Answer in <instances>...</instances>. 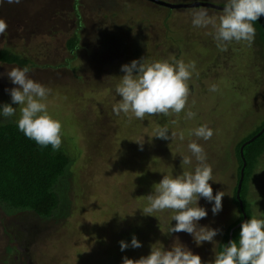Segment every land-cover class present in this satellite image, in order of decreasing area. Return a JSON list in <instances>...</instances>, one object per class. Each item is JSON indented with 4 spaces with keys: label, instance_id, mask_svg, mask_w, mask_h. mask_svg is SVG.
Segmentation results:
<instances>
[{
    "label": "rangeland",
    "instance_id": "1",
    "mask_svg": "<svg viewBox=\"0 0 264 264\" xmlns=\"http://www.w3.org/2000/svg\"><path fill=\"white\" fill-rule=\"evenodd\" d=\"M160 1L224 6V0ZM200 7L168 8L149 0L0 3V18L8 24L0 35V49L26 59L30 77L50 89L44 102L61 122L59 149L69 159L55 185L61 202L52 217L0 208V264H122L125 256L148 255L154 243L166 249L181 243L199 254L204 264H212L225 227L237 217L231 202L234 145L264 120V70L256 35L250 44L232 41L227 51H220L211 25L192 24V10ZM204 8L213 18L222 12ZM73 33L76 45L71 51L66 42ZM173 56L196 66L184 111L143 120H129L113 111L120 100L115 85L123 75V64ZM10 67L19 66L0 63V73H5L0 75V105L12 103L6 91L15 87L6 75ZM213 85L216 91H210ZM189 110L195 113L192 119L186 118ZM17 117L18 113L0 115V124L17 123ZM203 124L213 131L207 141L191 134ZM161 127L169 129V137L173 132L176 137H154ZM138 139H144L142 149L134 141ZM190 140L203 147L212 167L213 194L225 193L217 214L212 212L214 201L198 200L208 213L198 226L218 230L212 242L200 245L186 232L166 234L176 223L170 212H142L153 185L165 174L182 172V156H191ZM247 197L251 214L264 218V153L249 181ZM133 235L140 248L131 247ZM121 240L129 244L123 251Z\"/></svg>",
    "mask_w": 264,
    "mask_h": 264
},
{
    "label": "clouds",
    "instance_id": "2",
    "mask_svg": "<svg viewBox=\"0 0 264 264\" xmlns=\"http://www.w3.org/2000/svg\"><path fill=\"white\" fill-rule=\"evenodd\" d=\"M4 0H0V3ZM9 4H19L21 0H6ZM264 15V0H224V7L218 17L209 15L204 7L192 10L194 27L214 29L213 39L220 51H227L232 41L251 43L256 29L254 22ZM8 28L7 22L0 18V35ZM195 62L185 63L183 59L174 56L169 59L146 62L144 58L133 59L123 64V75L115 85V92L120 97L113 105V111L143 120L146 116L179 115L187 106L190 89L188 81ZM29 68L10 67L6 75L15 85L6 89L12 103L0 105V115L3 117L17 116V125L25 136L36 141L41 146L51 145L53 150H59L62 144L61 122L53 118L44 102L50 89L34 80L29 75ZM5 73H0L4 75ZM213 85L210 91H216ZM13 105H17L14 107ZM195 113L187 111L186 118H194ZM192 135L198 139L209 140L212 129L203 124L192 130ZM154 137L168 140L176 137L169 129L161 127L155 130ZM152 136V137H153ZM179 139L183 140L181 133ZM142 149L144 139L134 140ZM188 149L191 156L183 155L181 160L182 172L178 175L165 174L153 185L152 193L147 195V206L143 214L153 215L157 212H170L175 225L168 228L166 234L186 232L191 234L197 245L212 242L218 230L208 226H198V221L207 217L204 207L198 205L200 197L213 202L212 212L217 214L222 210L223 191L213 194L209 181L212 180V167L206 162V154L197 140H190ZM193 158L195 163L193 164ZM183 166H191L184 168ZM155 216V215H154ZM141 242L135 235L131 238V247L140 248ZM129 244L121 240L123 251ZM122 264H204L199 254L183 244H174L170 248L151 245V251L139 259L123 257ZM212 264H264V218L252 215L241 224L238 240H232L219 251Z\"/></svg>",
    "mask_w": 264,
    "mask_h": 264
},
{
    "label": "trees",
    "instance_id": "3",
    "mask_svg": "<svg viewBox=\"0 0 264 264\" xmlns=\"http://www.w3.org/2000/svg\"><path fill=\"white\" fill-rule=\"evenodd\" d=\"M255 35L260 47L262 68L264 70V17L254 22ZM76 35L67 40V48L73 50L76 45ZM0 63L15 64L23 68L27 60L9 50L0 49ZM264 126V120L254 125L250 132L238 139L234 145L236 162L235 183L232 188L231 202L237 212V217L224 229L217 253L223 249L227 241L229 229L241 220V212L234 197L238 179L241 158L238 148L243 142L254 136ZM264 153V129L242 147L244 160L243 177L239 190V198L245 220L252 214L248 202V184L258 159ZM68 157L59 149L53 150L51 145L41 146L28 138L19 130L17 123L6 122L0 124V208L4 210H30L37 216L49 219L60 206L61 199L56 192L55 185L64 175L68 166ZM241 225L231 232V240H238Z\"/></svg>",
    "mask_w": 264,
    "mask_h": 264
},
{
    "label": "water",
    "instance_id": "4",
    "mask_svg": "<svg viewBox=\"0 0 264 264\" xmlns=\"http://www.w3.org/2000/svg\"><path fill=\"white\" fill-rule=\"evenodd\" d=\"M149 1H152L156 4H159V5H163L165 7H168V8H185V7H198V6H202V7H210V8H214V9H217V10H223V7L224 6H220V5H214V4H211V3H207V2H200V1H193V2H189V3H184V4H167L165 2H162L160 0H149ZM262 17H264V15H262ZM264 129V126L254 135L252 136L251 138H249L248 140H246L245 142H243L241 144V146H239L238 148V154L241 158V167L239 168V173H238V179H237V182H236V186H235V192H234V197L237 201V204H238V207H239V210L241 212V220L238 221L235 225H233L228 233H227V241L225 243V245L223 246V248L226 246V244H228L231 240V232L234 228L238 227L239 225L242 224V222L245 220V214L242 210V203H241V200L239 198V190H240V185H241V181H242V177H243V167H244V160L242 158V147L244 144H246L247 142L251 141L252 139H254V137L256 135H258L262 130Z\"/></svg>",
    "mask_w": 264,
    "mask_h": 264
}]
</instances>
